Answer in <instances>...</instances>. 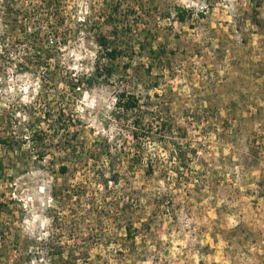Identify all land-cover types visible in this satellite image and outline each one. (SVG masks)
<instances>
[{"label": "rangeland", "instance_id": "rangeland-1", "mask_svg": "<svg viewBox=\"0 0 264 264\" xmlns=\"http://www.w3.org/2000/svg\"><path fill=\"white\" fill-rule=\"evenodd\" d=\"M111 2L0 0V264H264V0Z\"/></svg>", "mask_w": 264, "mask_h": 264}, {"label": "trees", "instance_id": "trees-1", "mask_svg": "<svg viewBox=\"0 0 264 264\" xmlns=\"http://www.w3.org/2000/svg\"><path fill=\"white\" fill-rule=\"evenodd\" d=\"M112 0H104V6L108 8V12L105 11L103 13L102 17V23L104 25H108L111 28V34L116 38L119 35L120 29L123 27L121 25V19L124 18L125 15L121 14L119 11L118 6H113L114 4L111 2ZM57 0H30V8L31 10L28 11V13H25V22L24 25L21 26V33L22 36L26 41H28L31 45V48L33 51H36L37 48V40L41 35L42 30L51 29V33L53 35L58 34V27L55 25L53 26V23H56L57 21H51L54 17L57 15L54 12H50L49 10H53V6L56 5ZM40 10H45L47 12L42 11L43 13H39ZM56 10V8H55ZM178 19L183 22L184 21V15L182 13H178ZM122 17V18H121ZM38 20L39 22H35ZM100 50L104 53L105 56H108L109 59H115L117 55H121L120 48L117 46L115 42H112L107 38L105 35L100 34L96 40ZM110 42L112 44H110ZM51 43V41H50ZM47 45H49V42H46ZM77 82H81V80H77ZM118 102V105L120 107L121 102L123 103L122 107L125 111H129L130 109L134 108L135 105L131 103V100H137L134 96H126L125 94H121ZM62 172H65V169H61Z\"/></svg>", "mask_w": 264, "mask_h": 264}]
</instances>
